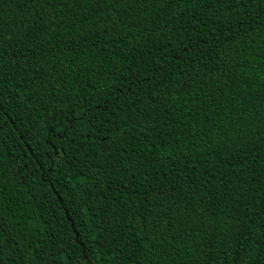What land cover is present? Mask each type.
<instances>
[{
	"label": "trees",
	"instance_id": "1",
	"mask_svg": "<svg viewBox=\"0 0 264 264\" xmlns=\"http://www.w3.org/2000/svg\"><path fill=\"white\" fill-rule=\"evenodd\" d=\"M0 264H264V0H0Z\"/></svg>",
	"mask_w": 264,
	"mask_h": 264
},
{
	"label": "snow or ice",
	"instance_id": "2",
	"mask_svg": "<svg viewBox=\"0 0 264 264\" xmlns=\"http://www.w3.org/2000/svg\"><path fill=\"white\" fill-rule=\"evenodd\" d=\"M114 5L120 4L123 5L124 3H128V0H113Z\"/></svg>",
	"mask_w": 264,
	"mask_h": 264
}]
</instances>
